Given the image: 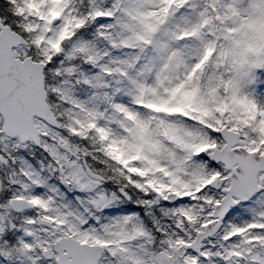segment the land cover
<instances>
[{
    "label": "snow or ice",
    "instance_id": "obj_1",
    "mask_svg": "<svg viewBox=\"0 0 264 264\" xmlns=\"http://www.w3.org/2000/svg\"><path fill=\"white\" fill-rule=\"evenodd\" d=\"M0 264H264V0H0Z\"/></svg>",
    "mask_w": 264,
    "mask_h": 264
}]
</instances>
